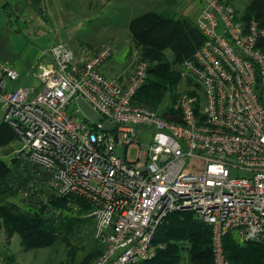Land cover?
<instances>
[{
    "label": "built area",
    "instance_id": "built-area-1",
    "mask_svg": "<svg viewBox=\"0 0 264 264\" xmlns=\"http://www.w3.org/2000/svg\"><path fill=\"white\" fill-rule=\"evenodd\" d=\"M202 2L195 24L204 41L181 72L202 92L181 94L167 113L172 118L136 101L148 62L125 86L104 75L109 45L79 64L53 42L31 73L38 87L17 86L19 71L0 62V110L22 151L57 196L92 207L87 217L103 248L92 264L152 260L159 227L178 211L194 212L211 229L214 264H231L229 233L264 241V28L243 21L226 0ZM79 98L115 129L105 132L85 117ZM150 131L152 142L144 144Z\"/></svg>",
    "mask_w": 264,
    "mask_h": 264
},
{
    "label": "trees",
    "instance_id": "trees-1",
    "mask_svg": "<svg viewBox=\"0 0 264 264\" xmlns=\"http://www.w3.org/2000/svg\"><path fill=\"white\" fill-rule=\"evenodd\" d=\"M40 2L41 0H34L36 6ZM226 2L231 4L230 0ZM165 13L150 10L132 22L134 25L138 23L135 42L155 50L154 54L147 53L148 58H144L149 61V73L145 85L137 94L136 101L141 106L163 114L172 110V105L165 110L160 109L165 94L168 93L173 103L177 98V86L182 80L180 72L177 73L173 69L174 65L184 59H191L204 41L195 21ZM241 17L244 21L255 19L264 28V0H250V5L245 8ZM167 49L171 50L176 63L166 61L164 51ZM155 61L158 63L152 66ZM167 81L169 85L166 84ZM172 115L173 112L167 114L171 118ZM16 139L19 137L13 128L4 122L0 126V144L7 145ZM23 172L24 174L20 172L18 161L11 166L0 161V216L4 219L0 227L3 226L10 237L17 233L24 248L30 250L55 244L60 234L66 240L73 232L81 231L88 226L92 218L87 215L92 211V207L73 195L59 197L55 193L49 195L45 193L47 199L43 200L40 192L28 194L27 197H32H29L28 209H23L19 204L12 202L11 199L18 196L20 187H27L33 180L44 182L48 178L34 165L27 164ZM75 207H78V215H69ZM93 230L95 231V225ZM95 242L99 249L92 251L79 264H88L93 256L99 258L102 254V246L96 239ZM160 242L166 244L167 248L158 250L152 260L139 264H181L185 245H188L189 264H214L211 229L192 211L169 214L159 227L153 243L156 246ZM224 249L231 264H264V241L242 246L232 233H229L224 239ZM75 260L74 257L72 261Z\"/></svg>",
    "mask_w": 264,
    "mask_h": 264
},
{
    "label": "rangeland",
    "instance_id": "rangeland-1",
    "mask_svg": "<svg viewBox=\"0 0 264 264\" xmlns=\"http://www.w3.org/2000/svg\"><path fill=\"white\" fill-rule=\"evenodd\" d=\"M181 1L182 0L165 2V0H160L158 4L156 2H145L141 3L140 6L132 11H109L104 14L98 13L94 16H87L82 14L83 12L81 10H77L72 14L71 11L62 8L60 3H58L59 7H56L49 13L47 7L51 5L49 3L47 6L45 0H41L38 6L35 5L34 0H20V2L19 0H14L11 1L10 7H8L7 11L12 16V22H16V18H18L16 12L17 10L19 11V16H21L19 17L20 32H14L13 28L17 25L11 23L4 26L0 35L5 42L3 43V47L8 46L15 55V59H13L12 62H23L26 64L24 68L27 70V73H22L20 71V79L22 78L19 80L20 85L35 87L40 85L39 81L31 76V73L39 61L38 56L41 55L42 50L49 47L53 42L61 43L72 50L76 57V61L79 64H84L89 61L97 55L105 45L111 46V56L104 63L103 69L109 71L110 78H116L118 74L123 72L125 76L124 79H127L128 81L140 62L146 61L149 63V61L144 59L148 58L146 54L155 53L154 49L141 46L140 44L138 45L135 42L134 36L135 33L138 32V23L134 25L132 23L133 20L146 11L156 10L159 13H172L174 15L176 14V17L184 16L195 21L198 13L202 10L200 12L192 13L193 9L187 13L186 10L189 0H186L183 3ZM196 1L198 2V6L203 9V0ZM17 2H19V7L15 8ZM230 3L234 6L238 15L242 16L245 8L250 5V0H230ZM189 5L191 6L190 3ZM75 8L78 9L79 7L75 5ZM115 13H117V15ZM68 38H71V41ZM78 44H85L90 49L86 47L82 49ZM164 53L167 57L166 61L171 63L175 62V58L170 49H167ZM185 61L186 59L177 63L174 65L173 69L181 74L182 64ZM157 63V61L153 62L152 66ZM125 67L126 69H124ZM27 77L29 79H27ZM166 84L169 85V82L167 81ZM197 88L202 92L195 81L182 77V80L176 89L177 98L175 101L172 103L168 93H166L164 96V103L160 109L165 110L166 107L170 105L174 106L178 97L183 93L189 91H193L191 93H197ZM3 123V112L0 110V126L3 125ZM152 139V131L143 133L141 137V141H143L144 144H150ZM22 146L23 143L19 139H16L13 143L7 145L0 144V161L6 162L10 166L18 161L20 172L24 174V166L27 164L32 166V164L30 163L28 156L22 151ZM117 153L118 155L123 156V148H118ZM130 158L131 160L137 159V149H131ZM141 165H143L142 162L139 163V166ZM47 181L48 180L43 182V180L37 179L33 180L27 187H20L18 196L11 199L12 202L19 204L23 209H28L30 207L28 206L29 199L32 197H27L25 195L26 192L30 195H34L35 192H40V197H43V200H46L47 197L44 195L45 193L48 195L54 193ZM74 209L69 215H78L77 213L79 210L77 208ZM3 222L4 219L0 216V224ZM94 225L95 221L94 219H91L88 222L87 227L82 228L81 231L78 230L73 232V235L67 237L66 240L64 239V236L60 234V237L55 244L30 250L24 248L20 235L16 233L10 237L5 228L1 226L0 264H79L88 254H91L92 251L99 249L97 246L98 244L95 242V231L93 230ZM232 235L240 245L245 246L250 244L242 242L235 233H232ZM180 244L181 242H179V246H181ZM166 248V244L162 242L155 246L156 252ZM184 248L185 249L182 251L183 260L181 264H189V254L187 252L188 245H185ZM96 254L97 253H95V255ZM74 257L76 259L75 262L72 261ZM96 258L97 256H93L88 264H92Z\"/></svg>",
    "mask_w": 264,
    "mask_h": 264
},
{
    "label": "crops",
    "instance_id": "crops-1",
    "mask_svg": "<svg viewBox=\"0 0 264 264\" xmlns=\"http://www.w3.org/2000/svg\"><path fill=\"white\" fill-rule=\"evenodd\" d=\"M11 1H14V0H0V32L2 31L4 26H7L11 23L17 25L16 26L17 28L16 27L13 28L14 32H20V27H19V20L20 19H19V17H21V16H19L20 15L19 11L17 10V12H16L18 15V18H16V22L11 21L12 16L7 11L8 7H10ZM168 1H175L176 2L178 0H165V2H168ZM185 1L186 0H182L181 2L183 3ZM19 2H20V0H19ZM19 2H17V6H15V8L19 7V5H18ZM45 2L47 3V6L49 5V3L51 5V6L47 7L49 13H50V11L55 9L56 7H59L58 3H60V6L62 8H66L68 11H71L72 14H74L77 10L78 11L81 10L83 12L82 14H84V15L94 16V15H97L98 13L104 14V13L109 12V11L110 12H112V11H114V12H116V11H122V12L132 11V10L136 9L138 6H140L141 3H145V2L146 3H153V2L155 3L156 2L158 4L160 2V0H45ZM189 3L191 4V6L189 5ZM189 3L187 5V10H186L187 13H189L193 9L194 10L192 11V13L200 12L202 10V8L200 6H198V2L196 0H189ZM75 5H77L79 8L76 9ZM146 12H148V11H146ZM146 12H144V13H146ZM144 13H142V14H144ZM115 14L117 15V13H115ZM142 14H140V15H142ZM199 14L200 13H198V15ZM140 15H138V16H140ZM68 39L71 41V38H68ZM3 43H5V42L3 41V39L1 38V35H0V61L2 63H7L14 68L16 67L15 69L19 71L20 77H21V72L27 73V70H25V68H24V66L26 64H24L23 62L22 63L12 62V60L15 59V55L8 46L3 47ZM79 46L82 49H84L85 47L89 48L85 44H82ZM38 57H37V59H38ZM124 69H126V67ZM101 71L109 79L116 81L118 84H120L122 86L127 85L130 78H131L130 77L128 79V81H127V79H124L125 76H124L123 72L121 74H118L116 76V78L115 77L110 78L109 77V74H110L109 71L103 69V66L101 68ZM21 79H19V80H21ZM27 79H29V78L27 77ZM19 80L17 81V84H16L17 86L20 85ZM51 190H52V188H51Z\"/></svg>",
    "mask_w": 264,
    "mask_h": 264
},
{
    "label": "water",
    "instance_id": "water-1",
    "mask_svg": "<svg viewBox=\"0 0 264 264\" xmlns=\"http://www.w3.org/2000/svg\"><path fill=\"white\" fill-rule=\"evenodd\" d=\"M77 104L82 114L87 117L91 122L98 124L103 123L102 130L110 132L115 129V125L105 120L97 111H95L84 99L79 98Z\"/></svg>",
    "mask_w": 264,
    "mask_h": 264
}]
</instances>
